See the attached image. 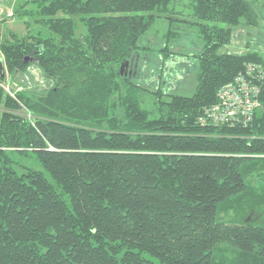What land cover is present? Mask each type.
<instances>
[{
  "label": "trees",
  "instance_id": "obj_1",
  "mask_svg": "<svg viewBox=\"0 0 264 264\" xmlns=\"http://www.w3.org/2000/svg\"><path fill=\"white\" fill-rule=\"evenodd\" d=\"M15 13L35 25L0 41V264H264V82L248 126L199 121L246 64L264 70L250 41L264 0H24ZM161 19L164 60L193 32L190 94L126 69ZM240 31L249 41L230 51ZM32 65L46 92L2 87ZM12 152L49 175L19 172Z\"/></svg>",
  "mask_w": 264,
  "mask_h": 264
},
{
  "label": "rangeland",
  "instance_id": "obj_2",
  "mask_svg": "<svg viewBox=\"0 0 264 264\" xmlns=\"http://www.w3.org/2000/svg\"><path fill=\"white\" fill-rule=\"evenodd\" d=\"M23 2L24 0H13L12 2L11 0H5L3 2L4 5H2L0 11V41L10 29L21 35L25 34L28 30L27 19L32 23V26L35 25L34 18H23L15 13L17 6ZM10 10H12V14ZM161 20L164 21H160L156 28L155 25L140 40L142 46H148L149 49L153 50L148 52L141 51L137 63L135 59L130 61L127 69L132 71L130 75L133 79L150 86L151 89L160 86L169 87L170 90L173 85L175 87L174 89L171 88L173 91L190 94L189 92H193L195 89L196 60L190 56V53L195 50V46L192 44L195 41L194 35H192L193 32L183 31L182 38L178 39L180 41L172 44L171 52L173 57L169 60H164V57L155 51L163 45V33L167 27V21L165 19ZM251 34L252 39L250 41L252 44L264 49V21L262 22V27L252 31ZM248 36L245 31H240L228 49L230 51L244 49L245 44L249 41ZM2 68L6 71L5 67ZM4 82V85L9 88L13 95L16 94L17 90L22 89L43 94L53 85L52 81L46 78L42 70L36 65L30 66L26 72H19L14 75H8L7 73ZM11 154L19 163L17 167L19 172L24 171L23 167H29L44 171L49 175L33 152L28 156H21L19 153L13 152ZM149 258L156 260L151 256Z\"/></svg>",
  "mask_w": 264,
  "mask_h": 264
},
{
  "label": "built area",
  "instance_id": "obj_3",
  "mask_svg": "<svg viewBox=\"0 0 264 264\" xmlns=\"http://www.w3.org/2000/svg\"><path fill=\"white\" fill-rule=\"evenodd\" d=\"M4 1L0 0V11ZM263 82V68L256 62L246 64L233 80L218 89L217 101L203 112L199 121L215 125L248 126L261 106ZM4 84L1 83L2 87L12 94Z\"/></svg>",
  "mask_w": 264,
  "mask_h": 264
},
{
  "label": "flooded vegetation",
  "instance_id": "obj_4",
  "mask_svg": "<svg viewBox=\"0 0 264 264\" xmlns=\"http://www.w3.org/2000/svg\"><path fill=\"white\" fill-rule=\"evenodd\" d=\"M128 65H129V63H126V66L128 67ZM127 67H126V69H127Z\"/></svg>",
  "mask_w": 264,
  "mask_h": 264
},
{
  "label": "crops",
  "instance_id": "obj_5",
  "mask_svg": "<svg viewBox=\"0 0 264 264\" xmlns=\"http://www.w3.org/2000/svg\"><path fill=\"white\" fill-rule=\"evenodd\" d=\"M13 0H11V2H12Z\"/></svg>",
  "mask_w": 264,
  "mask_h": 264
},
{
  "label": "water",
  "instance_id": "obj_6",
  "mask_svg": "<svg viewBox=\"0 0 264 264\" xmlns=\"http://www.w3.org/2000/svg\"><path fill=\"white\" fill-rule=\"evenodd\" d=\"M1 63V62H0Z\"/></svg>",
  "mask_w": 264,
  "mask_h": 264
}]
</instances>
